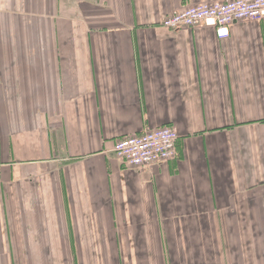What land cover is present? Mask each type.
<instances>
[{"label": "crops", "instance_id": "crops-1", "mask_svg": "<svg viewBox=\"0 0 264 264\" xmlns=\"http://www.w3.org/2000/svg\"><path fill=\"white\" fill-rule=\"evenodd\" d=\"M203 1L0 0V264H264V18L162 25Z\"/></svg>", "mask_w": 264, "mask_h": 264}, {"label": "built area", "instance_id": "built-area-1", "mask_svg": "<svg viewBox=\"0 0 264 264\" xmlns=\"http://www.w3.org/2000/svg\"><path fill=\"white\" fill-rule=\"evenodd\" d=\"M264 18V0H213L192 3L162 17L169 29L213 26L220 39L229 36L230 27L237 21H260ZM178 134L169 125L146 128L140 133L115 139L116 158L130 167H149L172 159Z\"/></svg>", "mask_w": 264, "mask_h": 264}, {"label": "rangeland", "instance_id": "rangeland-1", "mask_svg": "<svg viewBox=\"0 0 264 264\" xmlns=\"http://www.w3.org/2000/svg\"><path fill=\"white\" fill-rule=\"evenodd\" d=\"M54 264H58V263H54ZM61 264H78L77 262L73 261V262H69V263H61Z\"/></svg>", "mask_w": 264, "mask_h": 264}]
</instances>
